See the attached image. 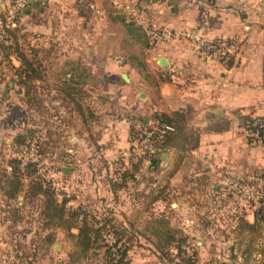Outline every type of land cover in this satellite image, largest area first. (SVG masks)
I'll return each mask as SVG.
<instances>
[{"label": "crops", "instance_id": "crops-1", "mask_svg": "<svg viewBox=\"0 0 264 264\" xmlns=\"http://www.w3.org/2000/svg\"><path fill=\"white\" fill-rule=\"evenodd\" d=\"M30 2L24 15L27 31L35 28L31 27L35 21H30L36 17L43 45H69V54L58 62L64 58L75 66L63 72V80L70 77V87L77 89L80 84L86 91L82 101L86 111L79 113L75 108L70 112L76 114L77 122L69 128L68 149L79 166L73 177L87 174L85 187H97L102 193L106 180L118 169L125 187H154L163 180L179 185L192 179L194 185L201 184L200 202L206 197L230 202L232 195L223 184L226 171L264 175V143L251 144L246 131L250 122L264 118V0ZM131 3L139 4L141 13L127 24L124 12ZM151 25L165 32L154 43L148 30ZM186 34L233 41V52L228 60L208 57L198 48V41ZM33 39L28 43L33 45L37 41ZM49 59L44 56L43 61ZM37 68L41 74L37 89L50 85L54 90L46 74L56 75L60 69L54 65L51 71L48 63ZM84 72L88 77L79 82ZM70 98L73 101L72 94ZM176 112L186 117L185 132L199 137L197 148L160 147L162 153L153 158L152 165L144 158L135 162L123 156L157 115ZM140 162L141 168L136 166ZM106 174L109 177L103 179ZM206 186L216 192L207 194ZM249 221H255L254 215Z\"/></svg>", "mask_w": 264, "mask_h": 264}, {"label": "rangeland", "instance_id": "rangeland-1", "mask_svg": "<svg viewBox=\"0 0 264 264\" xmlns=\"http://www.w3.org/2000/svg\"><path fill=\"white\" fill-rule=\"evenodd\" d=\"M13 1L0 0V16L10 10ZM24 15L15 34L10 32L13 29H0V264H264V221L255 230L247 225L255 217V209L208 197L200 202L201 184L194 185L192 179L179 185L163 180L154 187H125L118 175L121 170L114 169L101 193L97 187H85L87 174L73 177L79 166L68 151L69 128L77 119L70 112L75 108L79 113L86 111L82 102L86 91L80 84L77 89L70 87V77L63 80V72L75 66L64 58L58 62L69 54V45H43L36 17L30 21H35L31 25L35 28L27 31ZM33 37L37 41L32 45L28 40L34 41ZM48 55L50 59L44 62ZM21 56L35 68L48 63L51 71L54 65L60 69L56 75L46 74L56 86L54 90L49 83L37 89L35 80L33 89H21L15 72L22 65ZM87 77L84 72L78 81ZM11 81L17 84L10 86ZM61 124L63 130L59 131ZM85 128L83 124L82 130ZM21 136L26 137L23 144ZM18 182L23 184L22 191L10 199L7 192ZM39 183L49 196L37 193ZM30 186L34 187L28 191ZM205 190L207 194L216 192L212 186ZM54 201L66 214H79V225L86 219L89 226L100 228V237L88 253L77 247L71 235L78 229H69L55 218L57 214H49L56 208Z\"/></svg>", "mask_w": 264, "mask_h": 264}, {"label": "built area", "instance_id": "built-area-1", "mask_svg": "<svg viewBox=\"0 0 264 264\" xmlns=\"http://www.w3.org/2000/svg\"><path fill=\"white\" fill-rule=\"evenodd\" d=\"M31 0H14L8 12L0 16V29L3 32L15 29L18 26L20 17L26 12ZM180 0H148V4H167ZM141 13L139 4H128L124 12V21L131 24ZM1 14V13H0ZM150 31L152 42L159 39L165 32L156 29L151 25ZM191 38V34H186ZM198 41V48L202 49L208 57L219 56L228 60L229 53L233 52L234 42L230 40H206L199 37H192ZM175 126L171 123L161 122L159 119L143 131L134 141L131 147L123 154L130 160L138 162L145 159L146 164L152 165L153 158L161 155L160 145L164 142L166 135L173 132ZM248 139L251 144L264 143V118H257L250 122L246 128ZM223 184L231 191V201L244 205L246 208H256L264 196V175L247 174L242 175L234 170L226 171Z\"/></svg>", "mask_w": 264, "mask_h": 264}, {"label": "trees", "instance_id": "trees-1", "mask_svg": "<svg viewBox=\"0 0 264 264\" xmlns=\"http://www.w3.org/2000/svg\"><path fill=\"white\" fill-rule=\"evenodd\" d=\"M27 6H31V2H29V4ZM1 11L2 10H0V12ZM20 28H21V25L18 23V26L15 29L10 30V32L11 33L13 32V34H15ZM20 60L22 61V65L20 67H18V68H15V66H12V67L15 68L16 73L20 77L21 83H19V84H21V89H26L29 91L30 89H33L34 85L32 83L34 82V80L36 81L38 78H40L41 74H40V71L38 70V68H35L33 66V64L31 63V61L28 60L26 57L21 56ZM155 118L159 119L161 122L171 123L175 126L174 131L171 132L170 134L166 135L164 142L160 145L161 148H168L169 146H179V147L183 148L184 150H187L189 148H197L198 147L199 137L194 136V135L190 136L185 132L186 117L183 113L176 112L172 116L167 115V114H160V115H157ZM142 132H140V133H142ZM20 140H21V144H23L26 142V137L21 136ZM141 163L142 162H140V164L136 165V166L141 168L142 167ZM19 167H20V165H19ZM15 170H16V167L14 168L13 171H15ZM22 185H23L22 182L16 183L13 186V190L7 192V196L10 199H14L17 196V194L20 191H22V189H21ZM32 187H34V186H30L28 191L32 190ZM37 187H38L37 193L39 192L41 194H44L45 196L46 195L49 196V193H48L49 191L45 187H43V184L39 183V184H37ZM225 190H226L227 194L231 195V191L229 188L225 187ZM28 194H30V192H28ZM230 198H231V196L229 197V199ZM47 204H50L49 199L46 200V206H48ZM53 206L56 208L54 209L53 212L52 211L49 212V214H54V215L57 214L58 217H55V218L57 220L58 219L61 220L62 224L65 226L67 225L69 229H72V228L78 229L77 234H74V232H71V235H74L76 238L77 247L85 254L88 253L91 249H93L97 243V241H96L97 238L100 237V233H101L100 228H93V227L89 226L88 223L86 222V219H82V224L79 225V220H78L79 214H76V212H73L71 214H66V210L64 209V207L61 204H59L57 201H54ZM47 208H49V206ZM263 213H264V196H263V199L259 202L258 206L255 208V213H254L255 214V221L252 224L251 223L250 224L246 223V224L254 230H255V228L258 229L260 227V222L264 221V214ZM70 219L75 220V221L71 222L68 225L67 222ZM95 235H96V237H95ZM120 235L121 234L119 233L118 236H120ZM124 250H128V249L126 248ZM125 254H127V251H124V255Z\"/></svg>", "mask_w": 264, "mask_h": 264}, {"label": "water", "instance_id": "water-1", "mask_svg": "<svg viewBox=\"0 0 264 264\" xmlns=\"http://www.w3.org/2000/svg\"><path fill=\"white\" fill-rule=\"evenodd\" d=\"M164 65H165V63H164Z\"/></svg>", "mask_w": 264, "mask_h": 264}]
</instances>
